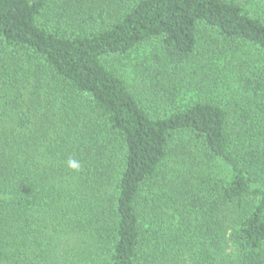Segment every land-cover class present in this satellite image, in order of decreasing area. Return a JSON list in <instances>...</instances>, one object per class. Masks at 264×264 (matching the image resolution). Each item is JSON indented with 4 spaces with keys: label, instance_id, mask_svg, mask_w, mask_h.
<instances>
[{
    "label": "trees",
    "instance_id": "1",
    "mask_svg": "<svg viewBox=\"0 0 264 264\" xmlns=\"http://www.w3.org/2000/svg\"><path fill=\"white\" fill-rule=\"evenodd\" d=\"M143 44L234 95L151 112ZM0 264H264V0H0Z\"/></svg>",
    "mask_w": 264,
    "mask_h": 264
},
{
    "label": "rangeland",
    "instance_id": "2",
    "mask_svg": "<svg viewBox=\"0 0 264 264\" xmlns=\"http://www.w3.org/2000/svg\"><path fill=\"white\" fill-rule=\"evenodd\" d=\"M160 50L159 45L143 44L129 57L113 60V67L125 77L131 89L140 96L142 102L151 112L172 110L175 107L170 100L172 94L175 96L176 105H182L191 100H204L205 98L228 99L234 95V89L229 87L231 83L226 80L224 82L218 81L201 90L195 86L190 88L191 85L185 82L186 79L181 72L173 76L172 79L170 78L172 75L159 73L157 71L159 62L154 55L157 52L160 53ZM226 59L225 55L221 54L220 58L215 60V63L223 67ZM197 149L194 148L195 155L199 154V159L195 160L194 153H191L186 157L185 164H190L192 160L198 163L203 160L205 161L204 165L216 166L222 173H227L228 170L224 164L207 159ZM172 161L174 160L172 159L170 165L166 168L169 174L177 171L172 168L173 166L178 167V169L181 166L179 163Z\"/></svg>",
    "mask_w": 264,
    "mask_h": 264
}]
</instances>
